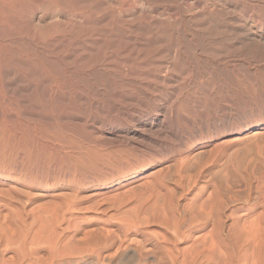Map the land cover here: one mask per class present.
Returning a JSON list of instances; mask_svg holds the SVG:
<instances>
[{
    "label": "rangeland",
    "instance_id": "rangeland-1",
    "mask_svg": "<svg viewBox=\"0 0 264 264\" xmlns=\"http://www.w3.org/2000/svg\"><path fill=\"white\" fill-rule=\"evenodd\" d=\"M43 1L0 0V190L24 193L22 195L27 197L35 195L33 198L41 203L50 199L54 202L57 197L58 201L85 198L81 208L88 215L107 209L113 214L119 206L121 211H131L133 204L145 212V209L147 212L165 210L168 205L167 212H183L187 204L192 208L198 198L190 193L192 187L188 179L182 180L178 172L182 169L192 174L211 168L210 176L214 172L217 175L219 170L223 175L228 170L229 188L221 183V193L225 199L233 197L239 201L237 213L247 210L246 177L252 179L254 186V178L264 173V53L259 46L254 47L252 41L240 37L237 46L231 47L234 35L230 32L219 34L217 31V35L212 30L205 31L199 20L205 19L207 23L217 18L216 9L212 7L215 0H178L182 6L177 0ZM229 1L238 5L233 14L238 21H242L244 9L241 8L244 7L255 15L263 13L264 2ZM89 18L98 23V29H108L112 21L121 26L125 24L127 30L130 24L137 41L136 49L154 41L155 51L145 55L151 50L144 49V54L140 53L138 58L133 55L130 64L125 62V65L133 64L132 67L125 68L124 57L117 60L111 54L113 49H106L107 38L95 35L79 39L83 33L81 28L84 29L83 24ZM196 20L202 27L192 26L196 25ZM177 21L184 26L177 28L174 25ZM177 29L185 30L188 37L178 38ZM259 30L263 31L264 27ZM204 36L206 44L201 46ZM176 38L182 43L184 58L178 59L172 68L167 60H161L159 53L166 52V46ZM81 41L87 43L86 46L88 42L95 45L89 44L88 50L83 49L86 46ZM259 42L264 44V41ZM192 44L197 51L190 52ZM103 49L109 54L102 55ZM225 54L228 57L223 56ZM145 56L148 58L144 62ZM146 62L151 64L148 67L151 79L156 76L158 64L164 63L161 71L158 70L161 75L158 83L153 82L154 79L146 81V75L139 77L133 72V68L143 67ZM152 229L156 228L148 230ZM158 230L150 233L158 234ZM140 237L143 241L139 236L133 237V242L138 244ZM146 247L151 249V246Z\"/></svg>",
    "mask_w": 264,
    "mask_h": 264
},
{
    "label": "bare ground",
    "instance_id": "bare-ground-1",
    "mask_svg": "<svg viewBox=\"0 0 264 264\" xmlns=\"http://www.w3.org/2000/svg\"><path fill=\"white\" fill-rule=\"evenodd\" d=\"M30 1H32V0H30ZM87 1L89 2L90 0H87ZM160 1H164V0H160ZM173 1H175V0H173ZM181 1L184 2V0H181ZM256 1L259 3L264 2V0H256ZM76 2H79V1H76ZM86 2H84V3H86ZM133 2H135V1L133 0ZM80 3H83V2L80 1ZM130 3H132V2H130ZM156 3H157V1H156ZM181 3H180V5H181ZM38 5H40V4H38ZM196 5H198V4H196ZM212 5H213L212 7H215V9H216V15H214V16H217L216 19L213 18V20H209V21L207 20L208 21L207 23H206L205 19H204V21L201 20L202 18H200V20L197 19L201 23L203 22V25L205 26L204 29H206L205 31L208 32V31L212 30L216 34H217V31H219V34H221V33H227L228 34L230 32L231 34L234 35V38L232 39L233 43H232L231 47L234 48L237 46V42L239 41L238 37H240L241 39H243L245 41H246V39H247V41H250V42L252 41L251 44H253L254 47L259 46L260 49H262V51L264 53V44H261L259 42V41H264V30L263 31L259 30V28L264 27V8H263V13L261 15H255L251 11L247 10L245 7L241 8V9H244L242 12L243 13L242 21H238L237 17L233 16L235 10L238 9L237 4H235L229 0H215ZM26 6H25V8H26ZM259 7H261V6H259ZM87 8H89V7H87ZM150 8H151V6H150ZM198 9H200V8H198ZM253 10H254V8H253ZM176 11H178V10H176ZM180 11L182 12V10H180ZM198 11L199 10H197V12ZM183 12H184V9H183ZM197 12H195V14ZM187 13H189V12H187ZM191 14H193V12ZM201 14L202 13H200L199 16ZM208 14H210V13L208 12ZM0 15L2 16V14H0ZM174 15H175V13H174ZM174 15H173V17H174ZM89 16L90 15H88V17ZM177 16L175 19H177ZM85 17H87V15ZM133 17H134V15H133ZM83 18H84V16H83ZM92 18H93V16H92ZM171 19H172V17H171ZM112 20H114V19H112ZM172 20H174V19H172ZM127 21H126V23H127ZM248 21H249V23H248ZM124 22L125 21H121V23H124ZM135 22L136 21H134V23ZM188 22H189V20H188ZM200 22L197 21L195 23L196 25L192 24V26H201L202 24H200ZM4 23H6V22H4ZM139 23H138V26H139ZM250 23H251V25H250ZM97 24L98 23H95L94 20H91L90 18L87 19L85 24H83V25H85L84 29H83V26L81 28L83 30V31L81 30L83 33H82V35L79 36L80 37L79 39L80 40L89 39L91 36H95V35L96 36L100 35V37L107 38L108 43L106 44L107 41L106 40H105L106 42L104 41V43H105L104 45H106V49H109V48L113 49L114 53H111V54H112V56L114 55L113 57H115V59H117V60H118V58L124 57V62H122V63H124V65H125V62L127 64L131 63L132 60L130 58H132L133 55L136 54V57L138 58V55L140 53L144 54V49H148V50L150 49L151 50L150 53H148V51H147V54H145V55H149V54H151V52L153 53L155 51L156 43L154 41H150L148 43V45H146V46L144 44L141 45L140 50L136 49V48H138V47H136L137 41L135 42V40H134V33H133V31H131L132 27L130 28V24H127V27H129L128 28L129 31L127 29H124L125 24L121 26V24H118V23L115 24V23H113V21L110 24V26H108V29L104 28L102 26H101L102 27L101 29L100 28L98 29L97 27L99 25H97ZM165 24L168 25V23H165ZM174 25L177 28L178 27L181 28L184 26V24L180 21L179 22L177 21L176 24H174ZM169 27L170 26L168 25V28ZM1 28L4 29L5 27L4 28L1 27ZM197 28H199V27H197ZM170 29H171V27H170ZM195 29H196V27H195ZM222 29H224V30H222ZM139 30L140 29L138 28V31ZM144 31H145V28H144ZM144 31H142V33H144ZM156 31H158V29ZM172 31H170V32H172ZM181 31L177 29L178 38L181 35H183V37H185V36L188 37V35H186V33L184 32L185 30H183V32H181ZM60 32H61V30H60ZM66 32H68V31H66ZM66 32H64V33L66 34ZM139 32H141V31H139ZM190 33H192V32H190ZM200 33H198V34H200ZM157 34H160V33H157ZM166 34H168V33L166 32ZM147 35H148V33H147ZM150 35H148V36H150ZM213 35H214V33H213ZM66 36H65V38H66ZM192 36H195V35H193V33H192ZM205 36L200 41L201 46H204L206 44V37ZM44 37H46V36H44ZM167 37H169V36L167 35ZM211 37H213V36H211ZM224 37L226 38L225 35H224ZM227 37H229V36H227ZM92 38H94V37H92ZM95 38H97V37H95ZM147 38L148 37H146V39ZM209 38H210V36H209ZM228 39L227 40L225 39V41H228ZM67 40H69V39H67ZM93 40L94 39H92V41ZM81 42L83 43L84 41H81ZM97 42H98V40H97ZM140 42H142V41L140 40ZM218 42L223 44L222 40H218ZM90 43L88 42L87 46L85 45L87 43H85V44L83 43V46H86L85 48L83 47V49L88 50L90 47L89 46ZM187 43H188V41H187ZM247 43H249V42H247ZM262 43H264V42H262ZM161 44H163L162 41H161ZM181 44L182 43H180L178 41V39L176 38V40L173 41L170 44V46H168V47L166 46V48H167L166 52L159 53V55L162 56V58L160 57L161 60L162 59L165 61L167 60V63H170L172 68H174L176 66V62H178V59L184 58V55L182 54V45ZM212 44L215 45V43H212ZM22 45H23V43H22ZM93 45H95V43H93ZM93 45H91V46H93ZM104 45L102 44V46H103L102 48H104ZM78 46H80V45H78ZM216 46L218 47V45H216ZM240 46H242V45H240ZM81 47H82V45H81ZM157 47H156V49H157ZM159 47H160V45H159ZM186 47L188 49V46H186ZM208 47H209V45H208ZM221 47H223V46H221ZM189 48L191 49V50L189 49L191 52V51L196 50L197 47H195L192 44V48L191 47H189ZM233 48H231V49H233ZM104 49H103L104 53L102 55L107 53V51H105ZM227 49H228V47H227ZM238 49H239V47H238ZM27 50H29V49H27ZM189 50L187 52H189ZM200 50H202V47ZM163 51H165V50L163 49ZM229 51H231L230 48H229ZM240 51H242V49ZM240 51L238 54H240ZM247 51H246V53H247ZM62 52H64V51H62ZM97 52H98V50H97ZM157 52H159V51H157ZM187 52L185 51V53H187ZM251 52H253V51H251ZM100 53H101V51H100ZM212 53L213 52H211V55H212ZM11 54H13V53L11 52ZM107 54H109V53H107ZM187 54H189V53H187ZM191 54H193V53H191ZM204 54H207V53H204ZM254 54H252V55L254 56ZM194 55L197 56L196 53ZM195 56H193V57H195ZM213 56H215V54ZM213 56H212V59H213ZM223 56L228 57V55H226V54ZM234 56H235V54H234ZM253 56H252V58H253ZM12 57H14V55H12ZM90 57H91V55H90ZM101 57H100V59H101ZM110 57H111V55H110ZM145 58H148V57L145 56L142 58V59H144L143 60L144 62H145ZM191 58L192 57H190V59ZM243 58H244V55H243ZM89 59L90 58H88V60ZM193 59L195 60V58H192L191 60H193ZM216 59H218V58H216ZM122 60H119L118 62L121 63L120 61H122ZM150 60H152V59H150ZM198 60H200V59H198ZM225 60H226V58H225ZM107 61L108 60L106 59V62ZM90 62H92V61H90ZM181 62L183 63V61H181ZM193 62H195V61H193ZM204 62H206V61L204 60ZM230 62H232V61H230ZM103 63H105V61ZM107 63H109V62H107ZM115 63H116V60H115ZM251 63H253V62L251 61ZM116 64H118V63H116ZM163 64L164 63H161V64H158L159 65L158 67L156 66L157 72H156V76L153 78L154 80L151 79L152 78L151 72H150L151 70L150 71L148 70V67L151 66V64L149 62H146L143 65V67L141 66L142 69H141V67L133 68V69L132 68L129 69V67H128L127 69H129V71H131V69H132L133 72L139 77L146 75L144 77L146 81L153 80V82L155 81L158 83L159 82L158 80L161 79V75L159 74L160 72L158 70H160L162 67H164ZM239 64H241V63H239ZM132 65H125L124 67L125 68H126V66L132 67ZM152 65H154V63ZM201 65H203V64H201ZM217 65H218V63H217ZM238 66H240V65H237V69L240 71ZM117 67H119V66H117ZM120 67H122V66H120ZM215 67H216V64H215ZM202 69H203V67H202ZM120 70H122V69H120ZM198 70H199V68H198ZM0 71H1V69H0ZM144 72H146V73L144 74ZM192 72H193V70H192ZM53 73H55V72H53ZM59 73H60V71H59ZM174 73H175V70H174ZM128 74H129V72H128ZM152 74H154V73H152ZM131 76L132 75H130V77ZM180 76L182 77V75H180ZM211 76L213 77V75H211ZM111 77H113V75ZM127 77H128V75H127ZM208 77H210V76H208ZM216 79H217V77H216ZM227 79H229V78H227ZM219 82H220V80H219ZM160 84H159V86H160ZM171 84H169V85H171ZM163 85H164V83H163ZM154 86H156V85H154ZM166 88H167V86H166ZM103 89H105V88H103ZM107 90H108V88H107ZM33 109H34V107H33ZM210 169L211 168L206 169L204 172L196 171L192 174L188 173L186 170L182 171V169L178 172V174L182 180L188 179V181L191 183L192 189L193 188L195 189V192L191 191L192 190L191 189L190 193L191 192L194 193L193 196L197 195V198H198L194 202L192 208H190V206L187 204V208L185 207L186 209L184 208L185 210L183 212L177 211V210L167 212V210L170 209L169 205H168V209L165 208L166 205L164 206L165 210H163V208H160L166 212H163L160 209H158L160 206L157 208L159 210V212H158V210L155 212L152 209L153 207L151 209L154 212H152L150 210H149L150 212L149 211L147 212V209H145L146 210V212H145L144 210L137 208L133 204V209L129 208V210L131 209V211H126V209H125V211H121L119 209L121 207L119 206V207H116V208H118L117 212H115L113 214L108 213L107 212L108 209H107V211H105V210L101 211L100 210L101 212L98 211L97 213L88 215L86 213H83L82 212L83 210L81 208L82 204L84 203L85 198L79 199L77 197L76 198L70 197V198H63L65 200L58 201L57 200L58 197H57L56 199H54V202H53V199L52 200L50 199L52 202L50 200H47L48 202L41 203L39 200L41 197L38 198V200H39V202H38L36 200L37 198L36 199L33 198V196L35 197V195H33L32 197H31V195H30V197H27L28 195H22L24 193L19 194V192H18V194H12L13 191L10 192L11 190L9 192L7 191V193H4L2 190H0V264H163V263L164 264H264V173L260 174L259 176H256L254 178L255 183H256V185H254V186H253L252 179H250L248 176L246 177V178H248L247 179V186H248L247 187V203L249 205V208L247 210L243 211L242 213H237L236 211L238 209L236 208V203H238L239 201L233 197L229 200L225 199L221 193L222 192L221 183H226L227 188H229L227 180L230 177V173L227 170L225 173H223V175H221L222 173L220 174L219 172H221V171L219 170V172H217V175H216L215 174L216 172H214L215 171L214 170L213 175L211 174L212 176H210V173H209ZM221 170L223 171V169H221ZM216 171H217V168H216ZM228 173H229V175H228ZM224 174H227V175H224ZM219 175H221V177ZM223 181H226V182H223ZM186 184H188V183H186ZM183 189H185V187H183ZM14 193H16L15 190H14ZM36 197H38V196H36ZM45 199H47V198H45ZM42 200H43V198H42ZM86 200H87V198H86ZM167 200H168V198H167ZM172 201H173V199H172ZM113 203H115V202H113ZM166 204H169V203L167 202ZM116 206H118V205H116ZM162 207H163V205H162ZM127 210H128V208H127ZM151 228H156V229H152L153 231L159 229L158 234H159V231H161V235L159 234V236H158L157 233H156L157 235L152 234L154 232L150 233V231H152V230L149 231L148 229H151ZM162 231L164 233H162ZM139 236H142L143 241H142L141 237L139 240H141L143 243H140L141 241H138V244L134 243L133 237H139ZM146 246H151V249L147 248Z\"/></svg>",
    "mask_w": 264,
    "mask_h": 264
}]
</instances>
